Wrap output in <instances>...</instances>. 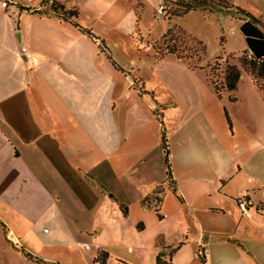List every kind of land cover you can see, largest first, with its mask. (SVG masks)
Here are the masks:
<instances>
[{"label": "crops", "instance_id": "1", "mask_svg": "<svg viewBox=\"0 0 264 264\" xmlns=\"http://www.w3.org/2000/svg\"><path fill=\"white\" fill-rule=\"evenodd\" d=\"M119 1L57 0L63 11H77L73 21L0 6V209L29 222L46 243L66 244L81 237L78 231L100 232L94 223L128 215L131 200L140 211L157 208L160 217L169 194L178 206L188 208L199 236L188 241L186 227L183 241L163 245L154 258L160 254L170 264H189L179 255L191 247V259L201 264H217L219 258L224 264H264V248L257 250L254 244V239L264 242V108L256 119L253 147L242 162L230 157L228 175L223 173V157L230 146L219 132L195 116L193 128L179 125L189 133L178 142L174 164L168 151L174 194L161 151L162 129L156 117L146 114L154 109L139 96L145 112L138 114L137 104L127 103L138 96L136 90L134 96L120 95L116 73L105 65L97 49L100 40L92 32V19L119 16L114 8ZM74 23L90 29L97 39ZM234 149L244 151L243 146ZM207 167L212 168L211 176ZM236 177L241 187L227 193L230 197L222 196L219 192ZM212 195L216 206L207 202L201 208L207 216H231L233 225L226 230L214 221L208 224L193 208L197 200ZM239 195L252 203L249 217L237 208ZM0 222H5L1 214ZM143 226L139 221L136 228ZM220 233L230 236L225 242L233 247L232 256L216 252L211 238ZM200 247L206 251L203 259ZM135 249L137 254L143 251Z\"/></svg>", "mask_w": 264, "mask_h": 264}, {"label": "rangeland", "instance_id": "2", "mask_svg": "<svg viewBox=\"0 0 264 264\" xmlns=\"http://www.w3.org/2000/svg\"><path fill=\"white\" fill-rule=\"evenodd\" d=\"M200 1L206 2L208 8L195 9L168 21L157 12L159 6L164 4L162 0H120L114 7L119 16H106L96 21L92 19V32L100 40L97 49L106 59L105 65L116 73L115 81L120 95H133L132 92L136 90L138 96L133 95L127 103L137 104L135 109L138 114L140 110L145 112L139 97L143 96L147 99L144 101L154 109L146 113L147 117H156L167 138L173 164L179 150L178 142L183 134L189 133L185 132V128H193L192 119L195 116L196 120L200 118L213 126L219 132L218 135L223 137L226 147L230 146L223 157V173L228 175L230 157L242 162L246 158L245 153L253 147L256 119L262 116L261 110L264 108V94L254 85L251 75L239 67L241 76L233 92L236 99L231 101L227 92L220 98L215 95L206 72L210 71L214 78H218L225 64L223 60L215 61L216 57L227 58L229 64L241 65L238 57L246 50V43L239 30L241 21L234 10L226 11L217 7L223 0ZM226 1L264 21V0ZM172 27L183 31V36L176 33L173 37L179 53H168L157 59L155 50H164L160 38ZM192 38L201 42L203 50L191 41ZM172 103H177V106ZM181 124L185 127L183 131L179 130ZM239 146L244 147L242 153L234 149ZM161 151L164 154L162 147ZM178 171L181 173L180 169ZM206 172L211 176L212 168L207 167ZM182 175H185L184 172ZM238 182L239 177L230 180L219 193L230 197L227 193H235L241 187ZM214 197H205L200 202L197 200L199 205L195 204L193 208L205 215L208 224L214 221L218 229L226 230L233 225L231 216H207L201 208L207 202L214 204ZM128 204L130 213L122 219L110 217L111 220L106 224L97 223L96 226L94 223L101 233L92 231L85 236L84 231H78L77 235L81 233V237L66 244L46 243L29 222L13 217L11 210L5 212L0 209L2 219L5 220L4 223L0 222V264H90L87 258L90 256L91 261L96 254V246H93L95 243L108 255L105 264H117V261L126 264H155V252L167 243L183 241L185 237L181 238V234L186 227L190 230L188 241L199 236L188 208L178 206L169 194L159 211L160 217L153 209L140 211L133 200L128 201ZM139 221L144 225L140 230L136 228ZM70 225L74 226L73 221ZM216 236L211 238L215 240L216 252L225 257L232 256L234 249L225 242L230 236L226 233ZM76 241H80L81 247L77 246ZM219 241L222 246L215 245ZM84 242L93 247L83 250ZM254 244L257 250H263V240L254 239ZM135 246L142 247L143 251L137 254ZM190 248L185 249L179 258L185 257L189 264H201L199 259H191ZM198 255H205L201 247ZM165 258L167 260L168 256ZM217 261V264L225 263H221L220 258ZM175 264L181 263L176 260Z\"/></svg>", "mask_w": 264, "mask_h": 264}, {"label": "trees", "instance_id": "3", "mask_svg": "<svg viewBox=\"0 0 264 264\" xmlns=\"http://www.w3.org/2000/svg\"><path fill=\"white\" fill-rule=\"evenodd\" d=\"M163 1V18L164 20H171L174 17L182 16L192 10L195 9H206L208 8V4L204 1L198 0H162ZM219 8H223L226 11L234 10L235 13L238 15L240 19V27L239 30L244 37L246 43V50L238 57V62L241 65L237 66L234 64H229L227 62V58L223 57H216L215 61L223 60L224 68L221 70L220 75L218 78H214L212 72L207 71L206 75L211 84V87L215 93V95L220 98L223 93H229V99L234 101L236 98L233 96V92L237 88L238 80L241 76L240 68H242L245 72L251 75L252 81L254 85L264 93V23L261 20L251 13L241 9L240 7L233 6L223 0L220 4H218ZM30 12L28 10H25ZM32 13H39V14H54L59 16L63 20H72L77 17V11H63V8L58 6L57 3L53 6L50 10H43V11H32ZM73 21V20H72ZM78 29H80L83 33H85L88 37L97 39L94 34L91 32L90 29H84L74 23ZM182 34L183 31L177 27H172L166 31V33L160 38L162 44L164 45V50L161 51L156 49L157 52L155 54L157 59H161L166 54H176L178 55L179 51L177 49L176 39H173L174 35ZM183 36V34H182ZM191 41L195 42L200 50H203V45L201 42L194 40L193 38ZM176 43V44H175ZM250 52V57H247V53ZM239 64V63H238ZM240 67V68H239ZM210 68V66H209ZM206 69V67H205ZM161 143L162 148L164 150V162L166 165V172L168 182L170 184L171 191L176 194L175 183L172 182V175H171V165L168 159V144L167 138L161 130ZM180 199V197H178ZM157 212V208H155ZM108 255L103 250H98L95 254V258H97L101 264H105ZM200 259H203L204 256H199ZM156 264H170L169 262L161 260V255L158 254L155 258ZM94 261L91 259L90 264H93ZM117 264H126L120 261H117Z\"/></svg>", "mask_w": 264, "mask_h": 264}, {"label": "built area", "instance_id": "4", "mask_svg": "<svg viewBox=\"0 0 264 264\" xmlns=\"http://www.w3.org/2000/svg\"><path fill=\"white\" fill-rule=\"evenodd\" d=\"M56 3L57 0H24L22 4L13 0H0V6L3 9L8 8L9 5H13L20 10H28L30 12L50 10L53 6H55ZM157 12L159 14H163V7L159 6ZM21 51L25 52V48L21 47ZM250 55H251L250 52H248L247 57H250ZM235 202L240 214L244 217H249L250 216L249 209L252 205L250 199L245 195H239L235 198ZM83 247L85 250L90 249V246L88 244H84ZM205 252L206 251L204 250V254ZM92 259L94 261L93 264H101L100 261L97 258H95V255L92 257Z\"/></svg>", "mask_w": 264, "mask_h": 264}]
</instances>
